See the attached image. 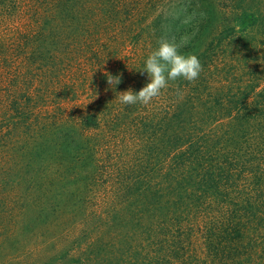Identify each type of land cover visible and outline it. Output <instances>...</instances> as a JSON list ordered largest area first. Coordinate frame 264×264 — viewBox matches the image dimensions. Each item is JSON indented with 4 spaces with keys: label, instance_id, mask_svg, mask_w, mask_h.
<instances>
[{
    "label": "trees",
    "instance_id": "16d2710c",
    "mask_svg": "<svg viewBox=\"0 0 264 264\" xmlns=\"http://www.w3.org/2000/svg\"><path fill=\"white\" fill-rule=\"evenodd\" d=\"M0 264H264V0H0Z\"/></svg>",
    "mask_w": 264,
    "mask_h": 264
},
{
    "label": "clouds",
    "instance_id": "9594fccd",
    "mask_svg": "<svg viewBox=\"0 0 264 264\" xmlns=\"http://www.w3.org/2000/svg\"><path fill=\"white\" fill-rule=\"evenodd\" d=\"M179 47L180 45L174 42L161 39L158 47L146 58L143 68V71L147 72L150 82L138 92H133L132 89L120 92L119 101L124 105L136 103L148 105L161 95V91L168 87L169 81H176L179 78L189 82L195 81L202 71L201 62L196 55L181 54ZM119 83L118 76L108 75L110 86Z\"/></svg>",
    "mask_w": 264,
    "mask_h": 264
}]
</instances>
